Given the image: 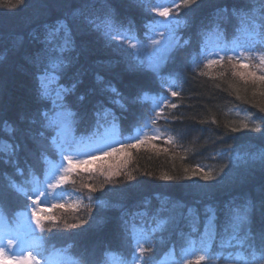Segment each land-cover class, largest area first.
I'll list each match as a JSON object with an SVG mask.
<instances>
[{"label":"trees","instance_id":"16d2710c","mask_svg":"<svg viewBox=\"0 0 264 264\" xmlns=\"http://www.w3.org/2000/svg\"><path fill=\"white\" fill-rule=\"evenodd\" d=\"M151 1L156 0H86L91 19L101 24V28H92L84 36L76 37L81 47L85 44L90 47L91 54L81 58L74 68V71L79 72L81 88L76 97L70 98L71 110L76 113L71 121L72 136H88L101 130L102 126L113 125V113L115 128L121 137L132 136L145 125L152 113L147 95H158L167 89V85H162L159 77L138 67L139 63L136 64L133 60L130 49H124L117 41H110L105 37L102 25L107 14L111 13V19L117 28H130L131 33L139 40L145 41L146 25L154 18L147 7ZM56 2L57 0H21L17 7L16 0H0V41L8 43L10 38L24 36L35 29L38 21L49 17V5ZM75 2L79 4L81 0ZM224 2L225 0H205L207 6L194 12L187 8L180 10L183 20L179 31V47L174 50L172 59L162 70V76L181 94L172 98L171 103L177 104V107H169L167 120H161L157 124L169 134L173 142L152 140L147 142L150 145L127 149L126 154L130 156L129 164L125 166L127 172L121 173L114 182H109L107 190L102 184L95 183L96 186L93 187L96 189L92 192L93 197L105 201L107 207L92 209L91 214L87 209L70 213L74 219L71 221L70 216L69 220L63 219L65 214L71 212L68 208L66 211H63L66 208H54L55 218L59 220L52 232L42 233L48 238V245L67 248L78 264H104L110 253L128 260L133 246L130 235L122 227V210L139 213L140 218L136 222L147 227L154 225L155 217H170L171 209L177 202L201 209L206 202L239 197V193L225 186L198 187L213 183L200 179L199 175L192 176L191 179L185 178L198 165L205 170L213 169L218 172L231 161L233 172L225 179L224 183L227 185L244 170V161L258 165L259 161H253V157L264 152V119H261L264 118V111H261L264 109V96L260 95L264 85H260L258 81L254 83L250 75L245 78L233 75V71H238L231 63L224 64L226 67L215 71H204L205 75L199 74L203 71L198 70L194 63L199 60L202 48L207 44L232 45L234 21H219L223 35L207 27L212 12L211 5ZM202 25L205 27L202 28ZM250 72L253 71L244 73ZM254 72L260 75L264 69ZM98 75H103L105 83L110 81L120 91L123 101L127 102L125 108L112 104L110 93L97 92L93 95L92 89ZM130 82H135V87H128ZM79 95H85V99L80 101ZM37 105L38 101L34 99L29 78L21 64L0 68V108L34 111ZM101 105L103 109L110 111L105 113L101 110L98 117L96 112ZM243 124L248 127L242 128ZM257 125L261 129L259 132L254 130ZM233 127L240 130L232 132ZM34 129L37 140L44 147L28 156L19 157V167L23 169L24 176H15V179L20 184L24 183L29 169L33 170L37 178H42L46 172V162L56 158V150L49 146V140L46 139L48 133L39 125H35ZM42 131L45 132L44 136H40ZM6 139L7 135L0 133V145ZM151 147L157 150H152ZM165 148L167 152L164 151ZM238 150L241 152L239 157L235 155ZM40 151L45 152L46 159L40 158ZM244 152L248 156H244ZM185 169H188L187 173ZM7 170L13 171L11 168ZM164 175L172 178L162 179ZM75 178L71 176L68 183L73 182L74 185L67 183L66 189L78 195L83 194L84 185H80V182L75 184ZM197 201L201 203L198 204ZM25 202L30 203L22 197L12 195L4 199L0 209L8 216L18 214L23 211L22 205ZM238 203L243 201L238 200ZM78 220H85L87 223L75 229L65 227ZM181 227H184L183 221ZM156 237V256L159 262L170 256L164 254L172 247L173 241L177 243L176 257L179 256L178 235H172L171 224L168 231L157 232Z\"/></svg>","mask_w":264,"mask_h":264},{"label":"snow or ice","instance_id":"6c2138e0","mask_svg":"<svg viewBox=\"0 0 264 264\" xmlns=\"http://www.w3.org/2000/svg\"><path fill=\"white\" fill-rule=\"evenodd\" d=\"M20 3L21 0H16L17 7ZM192 5L196 7L192 8ZM205 6H207L205 0H161L160 3L153 5L152 10L164 19L153 20L146 25L155 35L148 37L151 40V47L146 59L137 56L138 67L159 77L162 85H167L172 97H178L181 93L174 90L173 84L164 80L162 70L172 59L174 50L179 47L176 29L182 23L180 10L187 8L190 12H194ZM211 7L212 12L207 25L209 30L223 35L219 21L224 19L235 22L232 46L221 48L225 55L228 51L233 53L227 57L228 62L232 63L235 60L239 62V67L247 68L249 65L245 62L258 58L260 65L264 66V0H259L258 4L256 0H231V2L225 0L224 3H216ZM37 23L38 26L24 36L12 37L8 43L0 41V53H2L0 68L21 64L29 78L34 99L38 101L34 111L0 108V133L7 135V139L0 145V207L4 199L12 195L31 202L30 204L25 202L22 205L23 212L17 214L21 218L15 223L9 222L5 217V228L0 232V264H53L55 253L45 254L48 238L37 233L52 232L56 225V218L45 215L41 204L63 200L66 195H69L65 191L57 192L56 189L69 182V174L79 164H90L114 152L138 148L141 144L163 136L159 130H153L151 135L144 133L143 138L139 135L132 137L134 143H125L119 149L105 145L95 150L102 153L101 155L89 153L87 154L89 159L76 158L77 164L74 165L73 158L63 152L60 140L76 116V113L71 110L70 98L77 96L81 81L79 72L74 71V68L80 63L81 58L91 54L90 47L86 44L81 47L76 37L84 36L92 28L100 30L101 24L91 19L86 0H81L79 4L75 0H57L56 3L49 5V17ZM102 25L104 35L110 41L127 44L137 53L145 50L143 42L131 33L130 28L122 30L113 24L111 13L107 14ZM203 27L205 26L202 25ZM202 51L206 52L207 49ZM69 53L73 55L70 56ZM205 59L207 62L204 67L209 68L221 63L224 56L214 53L206 56ZM194 63L199 65V61ZM233 75H237V72L233 71ZM240 75L243 78L245 74L240 73ZM248 75L253 78L254 83L258 81L260 85H264V72L257 75L253 71ZM128 87H135V82H130ZM92 91L94 96L97 92L110 93L112 104L121 109L125 108L127 102L123 101L120 91L113 87L110 81L105 83L103 75L96 77V85ZM260 95L264 96V90L260 91ZM78 99L83 101L85 95H79ZM132 102L135 103L134 100ZM165 107L174 109L177 104L171 103L166 96L161 95L153 108L155 116L148 117L150 124L155 125L156 121L162 118ZM101 110L105 113L110 111L103 109L101 105L96 112L98 117ZM112 115L113 127H115V115L114 113ZM164 118L167 119V117ZM35 125H39L48 133L46 139L49 140V146L67 161V167L63 162L52 164L43 181L37 180L33 170L29 169L24 183L20 184L15 179V176H24L23 169L19 167V157L28 156L44 147L34 134ZM148 126V123L144 125L145 128ZM241 127L247 128L248 125L243 124ZM239 130L235 127L231 128L232 132ZM254 130L259 132L260 126L257 125ZM44 135L45 132H40V136ZM172 142L170 136L165 140V143ZM105 147H111V152L106 151ZM164 151L168 150L165 148ZM39 154L42 160L46 159L45 152L40 151ZM256 160L259 161L258 165L255 162L244 161V170L234 176L231 183L227 185L224 183L225 179L233 172L231 161L229 165L221 167L218 172L213 169L205 170L203 166L198 165L191 175L185 176L186 179H191L192 176L199 175L200 179L213 183L198 185V187L225 186L239 193V197L233 196L230 199L206 202L201 209L195 205L177 202L171 209L172 215L168 218L155 217L154 227L150 229L140 228L137 225L136 215L139 213L122 210V227L125 233L130 235L133 246L131 261L122 262V264H159L156 256V233L168 231L170 224L172 235H178L180 253L176 257L177 243L173 241L172 247L164 255L176 257L173 264H264V152L253 157V161ZM8 168L13 171L9 172ZM185 172L187 173L188 169H185ZM107 178L110 179V176ZM171 178L168 175L162 177L165 180ZM85 187H88L89 192L96 191L91 186L85 185ZM87 199V205H83V202L77 199L69 207L79 210L83 205L91 214L93 204L98 206L101 201L91 195ZM238 200L243 203H238ZM51 207L64 208L65 205L51 203ZM182 221L184 227H181ZM83 223L87 221L78 220L77 223L66 224L65 227L75 229Z\"/></svg>","mask_w":264,"mask_h":264},{"label":"rangeland","instance_id":"374dc122","mask_svg":"<svg viewBox=\"0 0 264 264\" xmlns=\"http://www.w3.org/2000/svg\"><path fill=\"white\" fill-rule=\"evenodd\" d=\"M160 2H161V0H156L155 2L154 1L148 2L147 7L152 12V14L154 16L152 21L153 20L161 21L164 19V18L158 16L152 10L153 5L160 3ZM174 14L175 13H173V15ZM169 18H171V17H169ZM179 31H180V27L178 29H176V40H178V41L180 39ZM152 35H155V33L150 32L149 29L147 28L146 29V39H145V41H142L144 44L145 50L143 52H140V53H137L133 49L129 48L127 46V44H121V46L124 49L128 48L132 51L133 58H134L133 60L136 61V64L139 63L137 56L146 59L147 52L151 47V40L148 39V37L152 36ZM231 46L232 45L226 44V43H221V44L210 43V44L203 46L202 50L206 48L207 51L206 52L201 51L200 58L198 60L199 65L198 66L196 65L197 66L196 68H198V70L203 71V72L204 71L211 72V71H215L216 69L226 67V66H224V64L229 63L227 57L233 55V53L231 51H228L227 54L225 55V53L223 51H221V48H225V47L230 48ZM214 53H219V55L224 56V60L221 63L213 65L212 67L205 68L204 64L207 62L205 57L212 55ZM216 58L218 59V56ZM245 63H248L249 67L241 68V67H239V62H237L235 60L231 63L232 65H235V67H237V68L234 67V69H236L238 71L237 75H240V73H244V72L246 73V71H255V70L258 71V70L264 69V66L260 65L258 58L252 59V60L247 61ZM247 75L248 74H245L243 78L248 77ZM239 77H241V75ZM161 95L166 96L170 102L172 101L173 97L170 95V91H168V89H166L165 92L159 93L158 95L148 94L146 97L150 101L151 106H152L151 116H155V112L153 111V108L155 106L157 98ZM168 109H169V107L164 108L162 118L158 119L156 121L155 125L150 124L149 121L147 120L146 123H148V125H149L147 128H145L143 126L140 129H138L132 136L124 137V138L121 137V135L117 132V129L115 127H113L112 124L102 126L101 130H97L94 134H91L88 136L74 137V136H72V128H71V123H70L68 128L65 131L63 138L60 140V144H62V146H63V152L67 153V155L69 157L73 158V164L76 165L77 164L76 158H79L81 160H87L90 158L89 155H87L89 153H95L98 156L101 155L102 153L95 151L99 147H104L105 145H111V147H115V148L119 149L125 143H128V142L134 143L135 141L132 140V137L139 135L141 138H143L144 133L151 135L153 130H159L160 133H163L162 138H158L156 140L161 139L165 142V140L169 137V134H167L165 131H163V129L160 128V125H157V124L161 120H167L164 117H166V113H167ZM145 144H147V143H145ZM141 145H144V144H141ZM147 145H150V144H147ZM111 147H105V150L111 152ZM151 148H152V150H157V148H155V147H151ZM148 149H150V147H148ZM126 153H127V151L120 152V153H119V151H117V152L112 153V155L105 157L102 160L98 159V160L94 161L93 163L79 164V166L74 167L73 172L69 174V176H70L69 180L71 181V176L72 177L75 176L76 177L75 179L77 180V182L75 184L80 182V185H84L83 187H84L85 191L83 192V194L78 195L75 192H73L72 190L66 189L68 184L70 185V183H71V186L74 185L73 182H70V183L67 182L68 184L67 183L63 184L61 186V188L56 189V191L57 192L65 191L69 195H66L63 198V200L52 201L50 203L41 204V209H43V213L45 215H51V216L55 217V209L51 207V203H63L65 205L64 208H66L63 211H66L67 208L69 209V211H71L68 214H65L63 219L69 220L72 217L70 215V213H74V212H78V211L86 209L83 207V205L88 204L87 197L89 196V194L92 195V192H89L88 187H85V185L94 187V186H96L95 183H97L98 185L102 184L103 187L105 188V190H107V188L109 186V182H114V179L117 178L121 173L127 172V170L125 169V166L129 164L130 156ZM244 154H246L244 156H248L247 152H244ZM235 155L237 157H239V156H241V152H239V150H238V151H236ZM231 157L233 158L234 156H231ZM59 162H63L64 166L67 167V161L63 160V157H61L60 155H57V152H56V158L51 159V160L46 162V172L52 164L59 163ZM46 172H45V174H46ZM45 174L42 178H37L36 176L35 177L37 180L43 181L45 179ZM230 175L231 174H229V176ZM109 176H110V179L107 178ZM106 182H108V183L106 184ZM77 199L82 201L83 205L79 208V210H74V208L69 207V205L74 204L77 201ZM106 205H107V203H105V201H101V203L98 206L94 203L93 209L97 210V209H99L103 206H106ZM57 208H59V207H57ZM60 210L62 211V209H60ZM21 212H23V211H21ZM21 212H19V213H21ZM28 215L30 216L31 213L29 212ZM60 216L62 217L63 215L61 214ZM68 216H70V218ZM142 216H143V214H142ZM5 217H7V220L11 223H15V221L17 219L21 218L17 214H13V215L8 216V214H6L3 210L0 209V232H2L5 228ZM139 218H140V216L138 215L136 217V220ZM58 220L59 219L56 218V221H58ZM71 220H74V219L71 218L70 221ZM95 223L96 222H94V224ZM136 223L140 228H149L150 229V228L154 227V225L142 227L141 225L138 224V222H136ZM33 227H34V225H33ZM37 235H42V234L37 233ZM53 253H55L54 258H53V264H78L70 256L67 248H59V247H54L52 245H47V250H46L45 254L49 255V254H53ZM131 254H130V257L128 258V260H122L119 255L114 254V253H110L107 255V258L105 259L104 264H105V262H107V264H122V262H130L132 259ZM191 258L194 259V257H191ZM174 259H175V257L170 255L167 258H164L163 260H161L159 262V264H173Z\"/></svg>","mask_w":264,"mask_h":264}]
</instances>
